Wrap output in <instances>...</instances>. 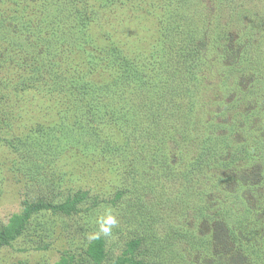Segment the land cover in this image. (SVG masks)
<instances>
[{"label":"rangeland","instance_id":"374dc122","mask_svg":"<svg viewBox=\"0 0 264 264\" xmlns=\"http://www.w3.org/2000/svg\"><path fill=\"white\" fill-rule=\"evenodd\" d=\"M192 37L209 45L201 67ZM61 122L80 141L59 142ZM80 191L70 212L28 209ZM105 208L118 223L97 237ZM11 224L0 264H80L99 237L111 263L140 237L153 264H264V0H0V230Z\"/></svg>","mask_w":264,"mask_h":264},{"label":"trees","instance_id":"16d2710c","mask_svg":"<svg viewBox=\"0 0 264 264\" xmlns=\"http://www.w3.org/2000/svg\"><path fill=\"white\" fill-rule=\"evenodd\" d=\"M81 18V17H80ZM58 39L64 40V37H60ZM192 47H193V61L191 65L193 66H202L201 64L204 63V55L207 50H209V45H206V42L203 41V39H197L195 37H192ZM122 50L117 48V46H111L108 50L107 53L105 52L106 58L108 61L111 62V60L115 64H119V67L122 68L123 75L128 78V77H138L137 73L139 69V64H136L137 62L131 61V59L126 56L125 54H122ZM108 87V90H115L113 87H110L109 85L105 84ZM103 85V86H105ZM83 86H87L86 84ZM99 88H102V86H99ZM102 108L99 109H93L89 112V115H86V119L88 122H92L93 119L96 117H101L104 113H100ZM103 110V109H102ZM108 119H111L110 122L113 120H117V116L115 114H112V117H109ZM99 120V119H98ZM101 121V120H99ZM91 127V126H90ZM51 129V128H50ZM80 132L83 133L87 131L86 127L80 125L79 126ZM51 130H53V136H56L57 140L59 142H62L64 139L69 140V142H76L80 141V137L76 136L73 134L75 133V129L73 127H70L68 125H65L64 123H60V125L57 127H53ZM59 132L58 135L55 134V132ZM79 132V131H78ZM82 139V138H81ZM109 144V143H108ZM110 151V150H109ZM119 153L118 155H120ZM137 158H135L136 160ZM196 167H198V163L195 164ZM196 167H192L191 170L195 169ZM204 169V168H203ZM201 169L197 170L195 173L192 172V174L188 171H182L178 170L176 175V180H180V185L181 187L184 186V188L192 186V179L198 178V175L196 173L200 172ZM189 178V179H188ZM184 179V180H183ZM183 180V181H182ZM39 191V190H38ZM124 193L123 190L117 189L115 197L114 198H120L122 194ZM87 196V192L85 191H80L78 194L74 196V199L72 200H65L64 202H60L59 204H50L49 200H45L42 197H39L38 202H32L29 204L28 209L29 210H39L40 207H52V208H60L62 211H68L70 212L71 210L76 208V204L81 202L85 197ZM69 203V205H68ZM67 204V206H66ZM70 207V208H69ZM71 209V210H70ZM185 227V228H184ZM22 229H15V227L11 224L8 225V227H5L0 230V246L1 245H6L11 242V240L15 239L20 233ZM174 234H176L178 237L183 238V239H191L194 237V230L190 226H183L182 224L179 225L174 229ZM104 237H99L94 240L92 250L93 252L90 254L89 251H87V254L89 257L85 259L80 260V264H100L101 261H105L104 264H153L151 262L145 261V259L142 257V245H141V238L136 237L130 239L128 243H126L127 248H129L131 253L135 254L134 258L131 257H126L125 259H121L118 263H111L108 259V255L104 249V243L103 242ZM193 243H197L193 241ZM173 244V243H172ZM144 253V252H143Z\"/></svg>","mask_w":264,"mask_h":264},{"label":"clouds","instance_id":"9594fccd","mask_svg":"<svg viewBox=\"0 0 264 264\" xmlns=\"http://www.w3.org/2000/svg\"><path fill=\"white\" fill-rule=\"evenodd\" d=\"M117 215L114 210L110 208H105L103 213L97 216L96 224L98 231L96 236L99 235H109L112 229L117 225Z\"/></svg>","mask_w":264,"mask_h":264}]
</instances>
